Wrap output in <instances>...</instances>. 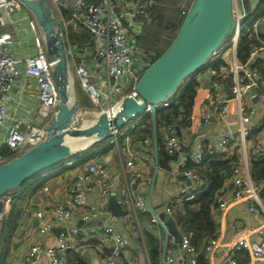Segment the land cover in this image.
Masks as SVG:
<instances>
[{
  "label": "built area",
  "instance_id": "built-area-1",
  "mask_svg": "<svg viewBox=\"0 0 264 264\" xmlns=\"http://www.w3.org/2000/svg\"><path fill=\"white\" fill-rule=\"evenodd\" d=\"M52 13L59 21L61 34L66 42V51L75 83L79 86L99 111L112 117L119 109L122 97L134 93V87L142 73L155 58L153 53L140 52L137 38L143 25L149 22L148 10L159 0H48ZM187 12L183 4L179 10L180 17ZM22 13L28 20V28L35 48V53L24 58H18L11 52L14 33L7 30L13 24L14 15ZM246 13L242 12L240 0H232V16L235 21L233 30L225 42L219 46L208 59L209 63L219 65L217 75L210 81L205 98L206 109L202 114L203 122L212 117L223 120L230 111V102L237 104L238 122L235 130L223 134L219 138V148L236 145L242 147L245 157V143L252 139L257 142L264 132V74L259 64L264 62V0H246ZM176 23V20L174 19ZM177 30V29H176ZM70 34H87L94 43L93 47L84 42L78 46L70 41ZM247 43L246 49L243 48ZM137 59V60H136ZM136 60V62H135ZM52 65L46 54L42 31L29 11L17 0H0V151L7 149L11 157L20 155L40 143L47 135L46 126L50 123L59 106L58 90L52 77ZM25 75L34 80L38 87L39 106L36 111L38 124L27 122L22 118L9 116L7 113L9 95L18 79ZM77 95V93H76ZM80 105L83 98L77 96ZM263 107L255 132L250 123L257 112L256 102ZM81 107V106H80ZM98 111V112H99ZM145 111L150 112V105ZM80 111L76 115L82 119ZM85 113V112H83ZM169 135L164 140V146L169 154L184 145L181 136L172 134L173 125L168 124ZM116 132H113L115 135ZM239 157L233 163L232 194L218 193L215 196V209L218 213L225 211L230 203L247 198L248 211L261 213L264 216V179L256 180L251 172V162L246 159L242 164ZM11 157L0 155V163ZM149 160L153 158L150 156ZM204 160V150L198 147L191 159L181 155L170 169L173 176L188 177L192 181H201L199 173ZM133 161L127 160L121 166L124 183L116 191L110 189V168L98 164L95 159L86 163V173L80 175L77 184L70 188L72 207L81 210V220L101 219L103 237L97 238L96 246L102 252L103 264H138L135 260H122L121 251L125 241L120 231L112 221L115 215L103 206L87 205V195L91 190L90 182L95 183L102 197L114 194L120 208L127 210L124 216L130 230L131 217L136 221L141 213L149 212L146 197L131 186L142 177L141 172L133 170ZM190 162L191 166H188ZM147 181H150L147 178ZM203 181V180H202ZM47 190V187H44ZM185 196H169L163 204V213L173 215L177 205L182 204ZM56 220L62 222L63 230L57 236L55 247H42L38 243L31 245L24 254L22 264H36L44 254L47 264H63L62 254L72 247V240L77 233L76 227L70 224L71 211L62 206L52 209ZM29 219H38L41 233L50 230V223L44 221L45 211L29 209ZM151 221L157 223L155 215ZM264 225V221L260 226ZM182 250L190 254L193 249L189 236L181 237ZM220 246V238L214 237L203 247L207 256ZM234 250H244L249 260L238 262L230 260V264H253L255 261L264 262V239L252 240L237 237L231 245ZM171 262V258H167ZM194 257L190 264H195ZM83 264H93L89 259Z\"/></svg>",
  "mask_w": 264,
  "mask_h": 264
},
{
  "label": "crops",
  "instance_id": "crops-1",
  "mask_svg": "<svg viewBox=\"0 0 264 264\" xmlns=\"http://www.w3.org/2000/svg\"><path fill=\"white\" fill-rule=\"evenodd\" d=\"M14 17L13 24L7 27V30L14 33V41L10 48L13 55L24 59L34 54L35 48L27 18L22 13H17ZM218 68L219 65L205 63L196 72L199 84L196 88L189 116L185 117L181 114L168 116V114L158 112L159 109L169 104V100H167L156 107L158 110H156V136H154L152 129V115L150 112L144 111L127 122L115 135L108 138L106 144L99 147L101 151L95 157V160L98 164L110 168L111 191L114 192L123 185L124 177L121 166L125 161L131 159L133 170H137L142 174V177L131 188L145 195L149 208V212L141 213L136 221L131 217V225L135 227V230L132 231L124 219L127 214L116 216L108 209L109 201L116 199L114 194L102 197L98 193L95 183L90 182L91 190L87 195V205L103 206L115 215L112 224L120 231L125 241L121 251L122 260H135L138 264H153L148 242L154 240L157 245L159 264H162L161 257L164 249L167 264H181L180 261L184 264H190L193 257L196 259L195 264H197L199 256H202L206 264H230L231 259L238 262L249 260L246 251L232 249L231 245L237 237L252 240L264 239V225L260 226L261 222L264 221V216L261 213L248 211L246 197L240 201L230 203L228 208L220 213L216 211L215 202L213 201L210 215L214 224V231L211 235L203 236L199 241L191 238V232L187 233L184 230L185 227L181 223V219L185 220L186 218L183 204L176 206L173 215L163 213V204L169 196L192 194L184 199V201H187L198 193V188L204 185L206 181L203 174L208 170L207 162L211 161L214 156H220L222 160L228 161L230 166L227 172L223 171L225 179L216 194L220 192L226 195L232 194L234 185L231 167L234 162L233 159L236 160L237 156L238 160L239 152L243 148L233 144V146L220 149L219 138L221 135L236 129L238 122L237 104L234 100H231L229 114L223 120L216 117H212L208 122L202 120V114L206 109L205 98L209 84L216 77ZM259 69L264 74V62L259 64ZM255 102L257 112L250 123L253 132L256 130L263 111V107L259 105L257 99ZM38 106L37 85L33 79L22 75L10 92L7 107L8 115L38 124L39 119L36 113ZM168 124L173 125L172 134L180 135L185 142L181 148L175 151L177 159L168 160L169 164L162 163L164 156L172 155L166 151L164 146V140L170 134L167 130ZM198 147H202L204 150V160L199 168L203 181H192L188 177L179 175L173 176L170 174V170H166L167 166L173 167L181 155L191 159ZM3 151L8 152L7 149H3ZM245 153L244 157L241 151L240 164L246 159L252 165L255 159L264 156V132L259 141L255 142L249 139L245 143ZM7 155L8 153L2 156L6 157ZM150 156L153 158L152 161L149 160ZM157 159H159V162H157ZM84 173H86V163L74 168L69 167L63 171L50 170L42 173L35 180L29 181L14 192L0 197V231L3 230L4 224L7 225L11 221L9 227L5 229V247H2L3 239H0V247L3 248V253L0 255V264H22L24 254L35 243L42 247H55L57 245V236L63 230V224L53 216L52 209L55 206H62L71 211L70 224L77 229V233L72 240V247L62 254L63 264L84 262L87 259L93 264H103L102 252L95 244L98 237L100 239L103 237L101 232L103 221L101 219L82 221L80 219L81 210L71 205L70 188L79 182L80 175ZM147 178L150 181H147ZM44 187H47V190H44ZM149 200L155 213H163V225L151 221L152 213L148 204ZM189 208L194 211L195 207L190 205ZM29 209L45 211L43 220L49 222L51 226L48 232L41 233L39 231L38 225L41 220L28 218L27 212ZM168 222L174 224V228L180 234V239L183 235L189 236L193 249L190 254H186L182 250L181 240L179 243L174 241V237L169 233ZM214 237L220 238V246L205 256L203 247ZM167 258H171L172 261H167ZM47 263V256L42 254L36 264ZM253 264H264V262L255 261Z\"/></svg>",
  "mask_w": 264,
  "mask_h": 264
},
{
  "label": "water",
  "instance_id": "water-1",
  "mask_svg": "<svg viewBox=\"0 0 264 264\" xmlns=\"http://www.w3.org/2000/svg\"><path fill=\"white\" fill-rule=\"evenodd\" d=\"M17 1L31 13L42 31L47 57L53 62L52 77L58 90L60 103L55 115L46 126L45 138L24 153L0 163V197L19 188L27 180L57 163L98 141L109 138L113 132H117L127 122L143 113L148 105L152 115L153 133L156 136V107L170 100L181 82L207 63L212 53L225 42L235 26L232 0H186L187 12L173 39L142 72L134 87V93L122 97L120 107L112 117L99 111L87 123H80L76 115L83 108L80 107L79 100L73 91L72 73L65 42L59 21L52 13L49 1ZM71 136L77 140H90V142L83 147L72 148L68 144V138ZM176 159L175 152L164 156L162 163L169 164L168 160ZM170 169L171 167H166V170ZM148 204L150 206V200ZM108 206V209L116 216L127 214V210L121 209L115 200L109 201ZM150 208L157 222L162 224L163 213L157 214L151 206ZM167 224L174 241L179 243L180 234L174 228V224L170 222ZM161 261L162 264H167L165 249ZM180 263L184 264L182 261Z\"/></svg>",
  "mask_w": 264,
  "mask_h": 264
},
{
  "label": "trees",
  "instance_id": "trees-1",
  "mask_svg": "<svg viewBox=\"0 0 264 264\" xmlns=\"http://www.w3.org/2000/svg\"><path fill=\"white\" fill-rule=\"evenodd\" d=\"M185 1L186 0H182V5L185 3ZM158 2H159L158 4L154 5L148 10L150 20L149 22L143 25L141 33L139 34L137 38V46L140 52H143V53H149L151 50H154V49L158 51V49L162 47V45L165 43V40L167 39V38H164L165 40L161 42V37L162 36L166 37L167 33L170 31L168 29L169 21L165 22L167 17L168 19H170L172 15V13L169 15V9L166 8L169 2L168 0H159ZM159 6H163L165 8L159 7ZM179 15L180 13H178V15L175 14L173 16L174 19L176 20V23L175 22L173 23L175 29H178L184 17V16L180 17ZM163 22H164L163 28L159 29L161 26V23ZM75 35L76 34H70V41H72V43H77L78 46L84 43L79 37V36H83L84 34H81L79 36H75ZM86 37H87V34H86ZM171 40L169 41V43L171 42ZM65 45H66V42H65ZM246 45L247 43L245 42L243 45L244 49H246L247 47ZM164 49L161 50V52L159 51L160 53L158 55L155 54L156 57H158L164 51ZM156 57L152 61H154ZM196 72L186 77L181 82L174 96L168 101L169 104L159 109V111L157 110L158 112H161L163 114H168V116H171V115L174 116L178 114H181L182 116H185V117L189 116L191 107L193 105L196 88L198 87V84H199L197 77H196ZM76 89L78 92L79 86L77 84H76ZM89 102L90 101L86 98V96H83V105L81 106H86L88 104L90 105ZM108 140L109 139L107 138L105 140L98 141L94 143L93 145H91L90 147L76 153L75 155L71 156L68 159H65L57 163L56 165L43 171L42 173L50 171V170H59V171L62 170L63 171L65 169H68L69 167L74 168L75 166H79L84 163H87V161L91 159H95V157L98 156V154L101 151L99 150V147L101 145L106 144ZM7 156L11 157V154L8 153ZM233 161L235 162L234 159ZM188 166H190V162L188 163ZM207 167H208V170L205 171L206 175L203 174V177L206 180L205 184L202 185L200 188H198L199 190L198 193L196 195H193L192 199H189L187 201L185 200L184 203H182L184 205L183 210L186 211V218L185 220L181 219V223L185 227L184 229L185 232L192 233L191 238H194L195 241L196 240L199 241L200 239L203 238V236L211 235L214 231V224H213V221L210 215V208L215 199L216 192L219 190V188H221L223 181L225 179V175L223 171L227 172L230 168L228 161L222 160L220 156H214V158L211 161L207 162ZM251 172H252L253 177L256 180L264 179V156L258 159H255L253 161ZM42 173L36 175V177L32 179L27 180L21 186L27 184L31 180L32 181L35 180ZM15 190L11 192H14ZM262 194L264 198V190ZM190 205H194L195 207L194 211L189 208ZM10 222L11 221H9L7 225L4 224L3 226L2 236H1V239H3V241H5V238H6L5 229L9 227V224H11ZM148 245L150 248V256H151V260L153 264H159L156 243L154 242V240H149ZM74 264H83V262L78 261V263H74ZM197 264H206V261L202 258V256H199L197 258Z\"/></svg>",
  "mask_w": 264,
  "mask_h": 264
},
{
  "label": "rangeland",
  "instance_id": "rangeland-1",
  "mask_svg": "<svg viewBox=\"0 0 264 264\" xmlns=\"http://www.w3.org/2000/svg\"><path fill=\"white\" fill-rule=\"evenodd\" d=\"M168 2H169V4H168V6L166 8L169 9V15L171 13H172V15H171L170 19H168V17H167V19L165 20V22L166 21H169L168 22V24H169L168 29L170 31L167 33L166 37H164V36L161 37V42H163V40H165L164 38H167L165 40V43L162 45V47L160 49H158V51L156 49H154V50H151L149 52V53H153L154 55L155 54L158 55L161 52V50H163L167 46V44L169 43V41L172 39V37L175 35V32H176V29H175V27L173 25V23H174V17L173 16L175 14L178 15L179 10L182 7V0H168ZM240 4H241L242 12L245 13V14H247L246 13V0H240ZM159 7H163V6H159ZM163 8H165V7H163ZM163 25H164V22L161 23V26H160L159 29H162L163 28ZM173 27H174V29H173ZM75 36H79V35L76 34ZM79 37L82 40V42L88 43L91 46V48L94 46L93 45L94 41H93V39L90 36L87 35V37H86V34H84L83 36H79ZM156 55H155V57H156ZM207 63H209V61ZM70 83H71V81H70ZM72 85H73V91H75V94L77 93V95L75 97L79 96L82 99L83 96L85 95V93L82 90H80V88L78 89V92H77L74 75H72ZM79 105H80V103H79ZM81 108H83V110H80V111H83L85 113L82 114V119L79 120L80 123H87L88 121H90L91 119H93L94 116L96 115V113L99 111L96 107H94L93 105H91V103H90V105L88 104L86 106H81ZM0 154L1 155H6L7 152H5V151L2 150V151H0ZM1 236H2V231H0V239H1ZM2 247H5L4 241H3ZM1 253H3V248L0 247V255H1Z\"/></svg>",
  "mask_w": 264,
  "mask_h": 264
},
{
  "label": "bare ground",
  "instance_id": "bare-ground-1",
  "mask_svg": "<svg viewBox=\"0 0 264 264\" xmlns=\"http://www.w3.org/2000/svg\"><path fill=\"white\" fill-rule=\"evenodd\" d=\"M71 81V76L69 77V83ZM71 85V83H70ZM73 97V95L71 94V98ZM90 142V140H77L75 139L73 136L68 138V144L72 147V148H80L83 147L85 145H87Z\"/></svg>",
  "mask_w": 264,
  "mask_h": 264
}]
</instances>
